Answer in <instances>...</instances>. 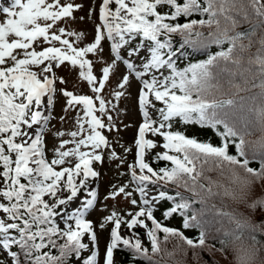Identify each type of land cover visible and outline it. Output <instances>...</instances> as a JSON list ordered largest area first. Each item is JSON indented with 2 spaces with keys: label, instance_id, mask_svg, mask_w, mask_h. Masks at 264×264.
Returning <instances> with one entry per match:
<instances>
[{
  "label": "snow or ice",
  "instance_id": "obj_1",
  "mask_svg": "<svg viewBox=\"0 0 264 264\" xmlns=\"http://www.w3.org/2000/svg\"><path fill=\"white\" fill-rule=\"evenodd\" d=\"M82 7L70 0H10L0 9V264H115L117 250L129 253V264H157L153 255L163 251L161 240L216 248L209 232L216 223L223 227L224 218L234 227L224 233L230 239L220 240L219 250L230 246L235 264H264V242L257 238L264 236V220L253 223L209 205L230 198L264 210V198L247 203L253 183L264 181V138L247 139L256 131L264 134V0H102L94 36L79 47L84 33L53 28L75 19ZM40 43L50 46L38 51ZM197 54L205 58L194 62ZM65 62L79 68L93 95L60 90L64 111L79 107L83 115L76 114V131L56 133L71 139H62L49 161L44 134L58 92L54 69ZM96 63L102 70L94 74ZM117 76L111 93L116 101L130 95L133 81L141 85L143 122L134 163L127 165L131 179L105 199L123 196L137 210L104 217L99 228L113 226L101 253L86 216L97 204L98 193L89 185L100 178L93 165L104 162V149H111L109 161L127 163L102 134L115 127L109 109L116 104L102 92ZM189 125L212 130L220 143L188 135ZM120 147L125 154L133 151ZM212 172L228 185L213 180ZM176 216L181 229L166 224ZM136 229H144L148 246ZM188 229L197 234L186 236Z\"/></svg>",
  "mask_w": 264,
  "mask_h": 264
},
{
  "label": "rangeland",
  "instance_id": "obj_2",
  "mask_svg": "<svg viewBox=\"0 0 264 264\" xmlns=\"http://www.w3.org/2000/svg\"><path fill=\"white\" fill-rule=\"evenodd\" d=\"M0 2L4 5L10 4V0L2 1ZM63 2H69V0H63ZM70 2H73L75 4H81L83 7L80 10H76L73 13V16L75 19L67 18L64 21L57 22V24L54 26L53 31H55L59 27L66 28L67 31H74V32H82L85 34L84 40L81 42H76V46L83 47L86 43L91 42L93 36L95 27L97 24L100 23L99 21V6L102 3V0H70ZM114 10V5H113ZM80 17H84L83 20L80 19ZM0 19H3V14H1ZM70 40L75 41L74 37H65ZM50 46L46 43H40L36 45V50H42L44 47ZM56 46H59L57 43ZM88 59L95 60V57L93 54H89ZM106 66V65H104ZM33 70H36L35 68ZM102 70V66L100 63H96L93 72L94 74H97ZM57 76V84L56 87L58 89V92L56 94V100L55 105L51 110V120L48 124V129L44 134L45 137V147H46V158L50 161L53 158V149L57 147L60 143V141L71 139L70 136L64 135L63 137H58L56 133L64 132L68 133L71 131L77 130V124L75 121V117L77 112L80 113V115H83V112L79 107L72 111L65 112L64 108L66 107V99L61 95L60 90H68L72 91L76 95H89L92 96L93 93L90 89V86L87 84L86 81H83L79 77V68H73L68 62H65L63 66L60 68L54 69ZM126 74V72H125ZM60 78H63V80L66 81V83H59ZM117 77H111L110 82L106 84L104 91L102 92L103 97L106 101H111L112 103L116 104V109H109V113L113 116L115 127L111 132L105 128L102 130V134L107 136L108 139L112 142V147L115 148L118 155L123 156L127 163L126 164H120L119 161H109L107 159V153L111 149H104V155L105 159L103 163L96 162L93 167L95 170L100 172V178L97 180H94L92 184L89 186L97 191L98 193V199L97 204L94 206L93 210H90L89 214L86 216V219L93 222L94 229L97 232L98 235V247L101 253H103L106 250V245L110 240V230L113 226L111 223H109L105 229L101 230L99 228V224L103 221L104 217L109 215L113 210H116L120 212L122 215H125L129 211H135V209L130 203L123 198V196L117 197L115 200L113 199H105V197L108 196L110 192L113 191L114 186L121 185V184H127L130 181V175H126L128 173V164L134 163L135 159V145L134 140L138 133V126L140 123L143 122L142 114L138 110V90L141 87L138 82L133 81L131 88H129L130 95H126L125 97H122L119 101H116L111 96V93L116 90L117 88ZM159 106V102H157ZM96 105L98 107V102H96ZM46 114H48L46 112ZM99 115V113H97ZM64 119H61V118ZM105 123L107 124L106 117ZM127 125V127H125ZM87 127V126H85ZM36 128V126H33V129L28 130L29 132L33 131ZM116 129H119L117 131ZM260 133V132H258ZM147 138H151L150 136ZM264 138V134L256 135L252 137V140H261ZM118 141V143H117ZM120 145H124L125 147H130L133 149L131 153L125 154L123 149L120 147ZM73 145L69 144L67 147H72ZM157 151H161L160 148L156 149ZM68 166V165H67ZM59 170V168H57ZM208 175L211 176L213 180H222L225 185H228V181L224 178L220 177L218 173L212 172ZM132 187L130 186L129 190H132ZM138 196V194H136ZM258 198H264V181H256L253 183L249 190V196H248V202L251 203L255 199ZM47 199V197H46ZM218 200L209 201V204H216ZM226 204L231 206L232 208H238V211L242 213L244 216L249 212L252 211L250 208L247 207V204H241L237 201H234L230 198H225L224 201ZM73 208L76 207V205L72 206ZM248 208V209H247ZM247 210V212H246ZM260 218L264 219V210L259 211ZM253 216V215H252ZM125 218H127L125 216ZM211 214H206L205 219H211ZM217 223L214 224V226L210 229L209 232V239H214V228L216 227ZM225 230H229L231 225L228 222H225L224 226ZM144 230V229H142ZM130 230H127L126 228L122 229V234L125 236L129 235ZM218 236V234H216ZM147 238L144 237V240L142 242L146 244ZM164 247L166 249H171V251L176 250L175 258H178L180 256L181 259H184V252L186 251L187 254L189 252L194 254L195 258L194 264H205L200 259V253L198 251L190 250L189 247L182 242L176 240V239H170L167 242H164ZM177 244L180 245L179 248H177ZM210 250V249H208ZM174 252V251H173ZM205 254V253H204ZM114 262L117 264L116 257L114 256Z\"/></svg>",
  "mask_w": 264,
  "mask_h": 264
},
{
  "label": "trees",
  "instance_id": "obj_3",
  "mask_svg": "<svg viewBox=\"0 0 264 264\" xmlns=\"http://www.w3.org/2000/svg\"><path fill=\"white\" fill-rule=\"evenodd\" d=\"M176 39H179V37H177ZM211 51L214 52V51H216V49L213 48V49H211ZM204 58H205L204 56L197 54L196 56L192 57L191 59L195 62V61H198V60L204 59ZM186 62L187 61H185V63ZM194 126H195L194 127L195 130L198 132L196 134L197 137H199L201 139H209L210 138L211 142H215L217 144L220 143L219 138L216 137L215 135H213L212 130L201 129L199 125H194ZM258 132L259 131H256L255 133H258ZM203 134H205L208 137H204ZM216 204L221 205L223 207L224 211H226V212H235L237 214H241L242 216H244L242 213H240L238 211V208H232L228 204H226L225 202H223V205H222L221 201L218 200V202H216ZM246 212H247V210H246ZM259 216H260L259 211H253L252 210V211H249L244 217L250 219L253 223H258V222L264 220V219L260 218ZM225 220H226V222H228L227 218H225ZM223 225H224V223H223ZM233 227L234 226H232L229 230H226V231H230ZM185 231H184V234L186 236H189V237H193L197 234V230H195L193 233L185 232ZM217 233L218 232L214 233V235H215L214 239H209V243H214L216 245V248L210 249V250H208V248H205L203 250H201L199 248H197V249H191L190 248V250L198 251L200 253L201 261L205 264H235L234 253H233V250L230 246H229L227 252L219 250V241L225 240V239H230V238H226L224 233L223 234L218 233V236H216ZM257 238L259 240H261V242H264V236L257 234ZM160 246H161L163 251L158 255H153V260L156 261L157 264H194L195 263V261H194L195 255L193 253L191 254L189 252V254H187L186 256L184 255V259H181L180 256L178 258H175V256H176L175 253L177 252L176 250H173L174 251L173 252V251H171V249H166L162 242H161ZM168 253H173L174 256L170 257L168 255ZM118 254H119V264H129V253L128 252L118 250Z\"/></svg>",
  "mask_w": 264,
  "mask_h": 264
}]
</instances>
